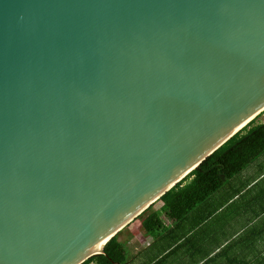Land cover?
Masks as SVG:
<instances>
[{"label": "water", "instance_id": "obj_1", "mask_svg": "<svg viewBox=\"0 0 264 264\" xmlns=\"http://www.w3.org/2000/svg\"><path fill=\"white\" fill-rule=\"evenodd\" d=\"M264 110V0H0V264H81Z\"/></svg>", "mask_w": 264, "mask_h": 264}, {"label": "crops", "instance_id": "obj_2", "mask_svg": "<svg viewBox=\"0 0 264 264\" xmlns=\"http://www.w3.org/2000/svg\"><path fill=\"white\" fill-rule=\"evenodd\" d=\"M172 205L159 197L117 232L124 264H264V151L180 218Z\"/></svg>", "mask_w": 264, "mask_h": 264}, {"label": "trees", "instance_id": "obj_3", "mask_svg": "<svg viewBox=\"0 0 264 264\" xmlns=\"http://www.w3.org/2000/svg\"><path fill=\"white\" fill-rule=\"evenodd\" d=\"M262 114L264 110L160 196L166 198L168 203H173L169 210L170 216H183L193 205L217 190L264 151V121L257 120ZM144 226L148 231L152 229L147 221ZM125 261L123 246L115 235L104 245L102 253L89 257L81 264H124Z\"/></svg>", "mask_w": 264, "mask_h": 264}, {"label": "rangeland", "instance_id": "obj_4", "mask_svg": "<svg viewBox=\"0 0 264 264\" xmlns=\"http://www.w3.org/2000/svg\"><path fill=\"white\" fill-rule=\"evenodd\" d=\"M257 120L258 121H264V114L260 115ZM235 177H233L232 179H230V182H233V180H234Z\"/></svg>", "mask_w": 264, "mask_h": 264}]
</instances>
